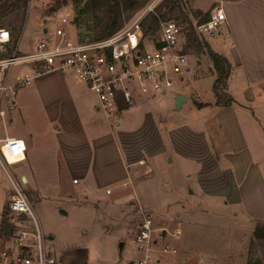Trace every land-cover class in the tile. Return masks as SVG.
Here are the masks:
<instances>
[{"label":"crops","instance_id":"obj_1","mask_svg":"<svg viewBox=\"0 0 264 264\" xmlns=\"http://www.w3.org/2000/svg\"><path fill=\"white\" fill-rule=\"evenodd\" d=\"M217 2L223 4L226 23L215 38L202 41L230 65L224 92L233 102L227 106L216 104V73L209 58L196 59L191 53L187 71L178 78L181 84L172 83L150 99L138 98L132 106L121 102L114 116L98 111L96 94L71 73L33 77L29 85L17 88L14 107L5 102L0 139L25 142L24 160L13 165L20 170L24 166L21 179L25 184L31 180L36 193L44 179L50 187L72 194L69 207L59 208V215L78 208L93 217L92 222L67 223L62 232L45 230L48 264H123L117 255L126 243L117 245L123 237L113 233L109 223H122L138 252V204L157 214L174 213L179 220L197 205L207 211H232L253 228L264 223V0H187L200 13L192 17L195 22L183 11L196 24ZM11 31L18 51L31 52L20 48V34ZM18 67L9 70V84L33 72ZM176 96L184 98L179 109ZM169 173L186 181L175 185ZM177 224L181 232L183 223ZM9 238L0 236V264L10 261L2 260L13 246ZM163 242L175 250L165 264H183L185 253L178 252L179 246ZM134 250L128 252L127 264L141 259Z\"/></svg>","mask_w":264,"mask_h":264},{"label":"built area","instance_id":"obj_2","mask_svg":"<svg viewBox=\"0 0 264 264\" xmlns=\"http://www.w3.org/2000/svg\"><path fill=\"white\" fill-rule=\"evenodd\" d=\"M162 1L150 0L125 27L104 38L73 41L65 29L57 28L52 37L47 36V31L44 34L47 37L29 53H20L11 29L0 26L2 127L7 115L5 102L14 107L17 88L29 85L33 77L49 72L74 74L96 94L97 109L107 117L119 112L121 102L132 106L138 98L150 99L165 93L172 86V76L179 78L188 69V55L183 51L188 24L176 19H160L155 9ZM149 14L158 18V27L153 36H144L142 23ZM67 19L68 16L61 18V23L66 24ZM225 23L223 4L217 2L209 11L207 20L194 24V33L200 40L213 39ZM18 65H28L33 72L17 76L14 83L9 84L7 74ZM25 151L22 139H0V163L11 186L7 214L14 228L10 236L13 246L2 254V260H10L8 264H48V237L23 190L21 178L16 180L9 171L13 166L9 159L19 160L16 163L19 164L24 160ZM137 208L141 220L134 244L143 258L136 264L157 261L153 260L154 253H174L175 250L168 245L156 248L157 237L162 234L154 235L156 231L150 216L144 214L139 204ZM180 234L177 229L171 236L177 238Z\"/></svg>","mask_w":264,"mask_h":264},{"label":"rangeland","instance_id":"obj_3","mask_svg":"<svg viewBox=\"0 0 264 264\" xmlns=\"http://www.w3.org/2000/svg\"><path fill=\"white\" fill-rule=\"evenodd\" d=\"M93 1L95 0H80V2L75 3V0H27L11 11L2 13V10H0V26L11 28L16 36L20 34V48L31 50V52L40 40L45 39L47 36H54L57 28L65 29L73 41L84 40L93 34L92 30L99 19L106 22L109 16L114 15V11L111 12L108 8H105L104 13L98 12L96 16L93 15L89 10ZM149 1L127 0L124 2L118 0L119 8L117 12H119V16L116 19L117 23L122 28L125 27L145 8ZM77 7L80 8L78 14ZM182 8L185 12L188 13L189 11L191 13V19L197 14L196 10L189 6L187 0L182 3ZM65 16H68L67 23L62 24L61 18ZM44 20L45 23H43ZM192 20L195 22V19ZM43 28L47 29V36L44 35ZM191 54L195 55L196 59H208L205 50H201L199 53L192 52ZM18 66V68L28 67V65ZM172 81L174 85L182 83L176 76H172ZM0 133H2V126H0ZM9 160L12 165L18 163V160ZM22 168L21 170L20 168L16 169L15 166L9 168L13 178L16 180L21 178L19 171H23ZM29 175L31 176V171H29ZM21 181L23 183V179ZM40 181L43 186L38 188L39 193L31 189V180L29 184L23 183V190L45 234V230L49 228L62 232V230H65L67 223L92 222L93 217L87 209L72 208L67 216L59 215L58 209L69 207V199L74 196L68 194V192L50 187L48 180L43 179ZM171 181L179 186L186 181V178L179 174L175 176L172 174ZM10 187V181L0 167V211L6 205ZM160 197L162 199L166 198L165 196ZM194 206L197 209L189 208L185 213L181 212L185 215L180 220L176 218V215L174 216V213L166 216V214H157L143 208L144 214L150 216L153 222V228L156 231L154 235L157 237V234H162V232L167 234L165 238L157 237L156 248H162L166 243L163 242L164 240H169V245H175L176 243L179 246L178 252L185 253L182 255L185 256L183 264H264V239L254 238V228L250 227L252 226L250 222L242 224V221L237 219L232 211H207L198 208L197 205ZM97 214L100 215V211H97ZM140 220L141 215L138 212V222ZM108 222H124V220L109 219ZM161 222H166V225H161ZM177 222L183 223L179 227L182 229L180 239L171 236L178 229ZM109 225H111L110 228L113 233L123 237L118 240L117 245L121 242L126 243L125 247L119 251L117 258L122 259L123 264H127L125 261L128 260V252L134 250L133 244H131L132 241L125 234V226L122 223H109ZM8 241L13 245L11 238ZM135 257L143 258V254L137 252ZM159 257L161 259L157 263ZM173 257L171 253H154L153 260L156 259L157 261L151 260L149 264H165L166 260L168 261Z\"/></svg>","mask_w":264,"mask_h":264},{"label":"trees","instance_id":"obj_4","mask_svg":"<svg viewBox=\"0 0 264 264\" xmlns=\"http://www.w3.org/2000/svg\"><path fill=\"white\" fill-rule=\"evenodd\" d=\"M27 0H0V10L2 13L11 11L18 7L19 4H24ZM106 1V3H105ZM124 2L127 0H123ZM80 2V0H75V3ZM114 11V15L107 18V21L98 20L92 30L93 34L88 37L90 40L100 39L107 37L114 32L120 30L122 27L117 23L116 19L119 16L117 12L119 8L118 0H95L91 3L89 10L92 14L96 16V13L106 11ZM79 7H77V14L79 13ZM88 11V10H87ZM157 16L162 19H176L181 22H187V33H186V43L184 44V52H196L199 53L201 50H205L208 56L212 68L216 73V78L212 87L213 93L215 95L216 104L227 106L233 99L227 95L225 90V83L230 71V65L227 60L213 52L206 42L200 40L194 33V24L189 20L188 15L182 9V0H163L155 9ZM197 14H200L197 12ZM209 14V13H208ZM208 19V15L205 14L199 21L203 22ZM158 27V18L154 14H149L142 23V29L144 36H153ZM191 52V53H192ZM14 231L13 226L10 223L7 209H4L1 214L0 219V236H5L9 238ZM253 236L256 239H264V223H258L255 225L253 230ZM259 264V263H258Z\"/></svg>","mask_w":264,"mask_h":264},{"label":"water","instance_id":"obj_5","mask_svg":"<svg viewBox=\"0 0 264 264\" xmlns=\"http://www.w3.org/2000/svg\"><path fill=\"white\" fill-rule=\"evenodd\" d=\"M43 23H45V20L43 21ZM46 32H47V29H46V28H43V33L45 34ZM183 102H184V98H183L182 96H176V98H175V108H176V109H179V107L181 106V104H182ZM23 182L25 183L26 180L23 179ZM61 213H64V212L61 211ZM162 234H164V232H163ZM121 246H122V244H120L119 247H121Z\"/></svg>","mask_w":264,"mask_h":264}]
</instances>
